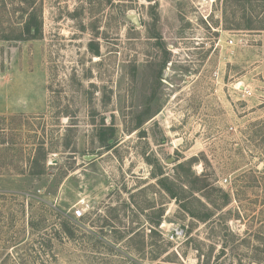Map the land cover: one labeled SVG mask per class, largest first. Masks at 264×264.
<instances>
[{
	"label": "rangeland",
	"instance_id": "obj_1",
	"mask_svg": "<svg viewBox=\"0 0 264 264\" xmlns=\"http://www.w3.org/2000/svg\"><path fill=\"white\" fill-rule=\"evenodd\" d=\"M245 12L264 27V0H0V264H264Z\"/></svg>",
	"mask_w": 264,
	"mask_h": 264
},
{
	"label": "trees",
	"instance_id": "obj_2",
	"mask_svg": "<svg viewBox=\"0 0 264 264\" xmlns=\"http://www.w3.org/2000/svg\"><path fill=\"white\" fill-rule=\"evenodd\" d=\"M232 3H236L238 6H242V9L246 8L247 3H249V0H231ZM234 15V19L236 20L238 17L236 15V13H233ZM257 17V16H255ZM242 20H244L243 22L240 23L239 22H230V26L227 27V29L230 30H236V31H255V30H259V29H264V27H256L253 25V20L252 17L250 15H248L246 12L241 16ZM25 32H27L28 34H32L31 36H35V32L32 31V25H26L25 27ZM183 208L186 209L185 205L183 206ZM187 210V209H186Z\"/></svg>",
	"mask_w": 264,
	"mask_h": 264
},
{
	"label": "built area",
	"instance_id": "obj_3",
	"mask_svg": "<svg viewBox=\"0 0 264 264\" xmlns=\"http://www.w3.org/2000/svg\"><path fill=\"white\" fill-rule=\"evenodd\" d=\"M205 3H209V4H213L215 3L217 0H203ZM230 43H233V41L231 40ZM247 88L244 87L243 91H246ZM87 207H89L88 203L83 202L81 205H77L75 207V209H73V216L76 219H81L85 216L86 211H87Z\"/></svg>",
	"mask_w": 264,
	"mask_h": 264
}]
</instances>
